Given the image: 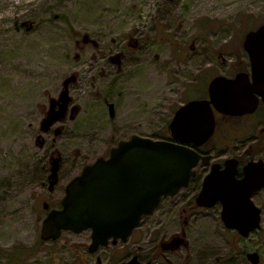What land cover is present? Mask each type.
<instances>
[{
    "label": "rangeland",
    "instance_id": "374dc122",
    "mask_svg": "<svg viewBox=\"0 0 264 264\" xmlns=\"http://www.w3.org/2000/svg\"><path fill=\"white\" fill-rule=\"evenodd\" d=\"M262 23L264 0H0V264H121L134 255L250 264L252 251L264 264V195L253 198L261 228L242 238L225 228L220 205L196 208L192 186L163 198L126 242L92 254L88 230L40 239L43 203L58 208L65 185L120 140L168 135L178 106L247 67L244 35ZM63 93L66 116L42 130ZM51 156L58 177L49 190Z\"/></svg>",
    "mask_w": 264,
    "mask_h": 264
},
{
    "label": "water",
    "instance_id": "95a60500",
    "mask_svg": "<svg viewBox=\"0 0 264 264\" xmlns=\"http://www.w3.org/2000/svg\"><path fill=\"white\" fill-rule=\"evenodd\" d=\"M86 42V39H85ZM243 49L247 53L251 77L240 72L234 78L216 76L208 84V99L192 100L178 108L169 124L171 136L179 141L201 145L215 127L214 110L228 115L251 113L259 98L264 101V23L244 35ZM118 62V56L112 58ZM62 107L50 111L58 101H51L41 129L61 119L69 99L61 95ZM112 112V110H111ZM55 133H59L58 129ZM195 151L170 141L132 135L110 149L107 158L99 157L85 165L80 174L65 187L59 209L50 210L42 220L40 238L56 240L62 231L81 233L90 230L88 251L118 240L127 241L139 225L142 216L152 213L162 197L174 196L188 186L200 159ZM234 162V163H233ZM48 176L49 188L57 182L58 158L52 157ZM233 159L212 165L195 197L198 207L221 205L220 217L227 229L247 238L258 230L262 210L252 200L264 189V165L250 163L243 179H236ZM43 207L48 208L47 204ZM250 264H259L256 251L248 252ZM122 264H151L133 256Z\"/></svg>",
    "mask_w": 264,
    "mask_h": 264
},
{
    "label": "flooded vegetation",
    "instance_id": "af4514ba",
    "mask_svg": "<svg viewBox=\"0 0 264 264\" xmlns=\"http://www.w3.org/2000/svg\"><path fill=\"white\" fill-rule=\"evenodd\" d=\"M128 46L129 47L132 46L133 48H136L138 46V42L136 40L134 42L129 41ZM110 60H112V58H110ZM238 72H247L251 76L249 61L247 62V67H245V69L239 67V69L236 72H234V74L227 77L232 78ZM199 90L201 92V88H199ZM204 90H206V93L204 94V96H200L201 94L204 93ZM204 90L201 93L195 92L196 96L194 97L196 98H193L191 100L208 99V86ZM61 100H62L61 96L58 100H54V101H58V103L51 109L49 107L50 111H58L60 107L63 106ZM180 106H178L173 111L170 120L173 119L176 111ZM67 109H68V103L66 107V112L61 119H63L66 116ZM214 116H215V127L213 134L202 145H195L190 141L180 142L177 139L172 138L170 129L167 126V134H168L167 138L170 141L174 143L182 144L183 146H186L194 150L196 153H198L201 156V159L194 168V176L192 177L188 185V187L192 186L191 189L194 188L195 190L198 187L197 193L191 200H195V197L201 188L204 178L211 171L212 164H220V170H221L224 168V161L226 159H233V161L235 160L236 163L235 177L238 180L244 178L245 168L250 163L252 162L261 163L264 165V101L261 98H259L256 108L251 113H246L242 115H228L214 111ZM53 124H55V122ZM53 124L49 127V129L53 126ZM48 189L52 190L53 187L51 189L48 187ZM259 194L264 195V189H261L256 193H254L253 198L258 196ZM50 209L53 208H50V206H48V208L45 209L46 213ZM172 243L173 241H170L166 245H171ZM146 261H150L151 264H154L155 262L153 259H149Z\"/></svg>",
    "mask_w": 264,
    "mask_h": 264
},
{
    "label": "trees",
    "instance_id": "16d2710c",
    "mask_svg": "<svg viewBox=\"0 0 264 264\" xmlns=\"http://www.w3.org/2000/svg\"><path fill=\"white\" fill-rule=\"evenodd\" d=\"M156 138H157V139H168V138L166 137V135H163V134H160V135L156 136ZM86 253H88L87 250H86ZM16 259H20V257H19V256H16Z\"/></svg>",
    "mask_w": 264,
    "mask_h": 264
}]
</instances>
